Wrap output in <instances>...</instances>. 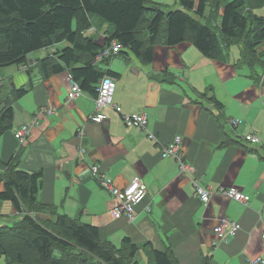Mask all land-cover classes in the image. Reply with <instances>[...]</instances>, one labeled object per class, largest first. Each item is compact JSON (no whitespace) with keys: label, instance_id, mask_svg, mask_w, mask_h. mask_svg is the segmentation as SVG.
Listing matches in <instances>:
<instances>
[{"label":"crops","instance_id":"0c3cea01","mask_svg":"<svg viewBox=\"0 0 264 264\" xmlns=\"http://www.w3.org/2000/svg\"><path fill=\"white\" fill-rule=\"evenodd\" d=\"M153 1L171 11L182 8L178 0ZM259 14L264 16V8ZM92 22L85 35L95 36L103 46L113 30L97 17ZM66 47L63 42L31 55V71L17 65L0 68L1 97L27 89L13 103V129L0 137V192L5 187L3 166L16 156L22 170L42 172L41 203L98 227L101 241L117 249L130 240L139 248V264H153L154 250L171 252L178 264H249L257 256L264 259V67L258 65L256 75L237 67L239 47H231L222 62L205 57L190 42L175 47L156 44L149 64L129 50L105 58L110 59L107 64L98 60L99 54L95 62L111 73L106 76L114 79V104L121 111L106 109L108 120L98 125L91 121L97 95L83 91L69 100L71 71L48 77L42 71L41 59L57 60L55 53ZM259 54L264 62V45ZM46 109L54 111L43 113ZM138 113L148 117L147 130L124 124V114ZM37 115L39 125L21 145L14 132ZM231 120L241 125L232 127ZM248 134L257 135L260 144L248 143ZM177 136L182 137L180 160L189 167L185 173L181 161L162 154ZM94 164H100L121 189L141 178L148 193L135 221L114 217L118 201L91 176ZM195 180L212 191L207 205L195 196ZM231 186L251 198L247 206L220 193ZM19 218L11 202L1 204L2 225ZM222 218L238 222L242 229L214 248V229ZM0 264L6 260L0 258Z\"/></svg>","mask_w":264,"mask_h":264},{"label":"trees","instance_id":"16d2710c","mask_svg":"<svg viewBox=\"0 0 264 264\" xmlns=\"http://www.w3.org/2000/svg\"><path fill=\"white\" fill-rule=\"evenodd\" d=\"M178 2L181 9L166 11L153 0H0V68L31 65V55L67 42L68 47L55 53L57 60L41 59L42 71L48 77L70 70L83 91L97 95L96 84L111 73L103 72L95 60L113 41L145 64L153 61L156 44L175 47L190 42L205 57L222 62L231 47L238 46L237 67H247L254 75L258 65L264 67L259 54L264 16L258 12L264 0ZM93 17L113 30L103 46L95 36L85 35ZM102 61L107 64L110 59ZM25 93L27 89L21 88L13 96L0 95V137L13 129V103ZM3 168L0 206L11 202L20 216L12 226H0V258L7 264H139V248L130 240L117 249L101 241L98 227L41 203L42 172L22 170L16 156ZM154 257L153 264H178L168 251L154 250Z\"/></svg>","mask_w":264,"mask_h":264},{"label":"built area","instance_id":"2783aa9c","mask_svg":"<svg viewBox=\"0 0 264 264\" xmlns=\"http://www.w3.org/2000/svg\"><path fill=\"white\" fill-rule=\"evenodd\" d=\"M123 49V46L115 41L112 45L105 49L98 56V60H102L105 58H110L111 56L119 53ZM33 67V63L31 65L22 66V70L28 71ZM83 94L82 88L78 85L74 80L71 83V91L69 92L68 99L74 100L79 98ZM114 94H115V83L114 79L105 76L101 79L99 86L97 88V98H96V110L95 114L91 117V121L98 125H103L107 122L108 118L105 114V110L108 108H113L117 111H121L114 104ZM53 109H46L43 113L52 114ZM39 116L37 115L33 120L29 123L23 124L20 128H18L14 132V137L21 145H25L31 136V132L33 128L39 125ZM123 122L129 128H139L142 130H147L148 127V117L146 114H124ZM230 125L232 127H239L241 122L239 120H231ZM84 135V132H81ZM149 138L153 141H156V137L153 133L148 134ZM245 140L257 146L260 144V139L255 134H248L245 136ZM181 145H182V137L177 136L172 143L167 146H164L162 154L164 157H173L178 161H181ZM83 152V150L81 151ZM189 167L181 161V171L185 173ZM91 176L97 180L100 186L109 191L118 201L117 205L112 210L114 217L120 218L124 217L129 222L135 221L137 218V208L140 206L147 197V188L141 178H134L131 183L121 189L115 186L114 182L107 178L105 173L102 171V166L100 164H94L90 168ZM195 186V196L199 198L205 205H207L210 201V197L212 195V191L210 188L205 187L199 183V181H194ZM220 193L231 199L235 202L241 203L247 206L251 200V198L244 194L239 188L235 186H231L228 188H222ZM242 229L241 225L238 222L231 221L227 218H222L219 222V225L214 229L215 239L213 242V247L217 248L228 242L230 238H234L238 232ZM262 241L264 247V231L262 234ZM249 264H264V259L261 256H257L251 258Z\"/></svg>","mask_w":264,"mask_h":264},{"label":"rangeland","instance_id":"374dc122","mask_svg":"<svg viewBox=\"0 0 264 264\" xmlns=\"http://www.w3.org/2000/svg\"><path fill=\"white\" fill-rule=\"evenodd\" d=\"M161 1H165V0H161ZM171 10H172L171 7H169V6L166 7V11H171ZM174 10H175V9H174ZM260 10H261V9H260ZM260 10H259V11H260ZM259 11H258V12H259ZM162 37H163V36H162ZM233 47L235 48V47H238V46H233ZM12 225H13V223H9L8 226H12ZM0 226H4V225H2L1 220H0Z\"/></svg>","mask_w":264,"mask_h":264}]
</instances>
